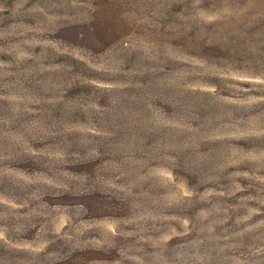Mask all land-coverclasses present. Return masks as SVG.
Segmentation results:
<instances>
[{
  "label": "rangeland",
  "instance_id": "rangeland-1",
  "mask_svg": "<svg viewBox=\"0 0 264 264\" xmlns=\"http://www.w3.org/2000/svg\"><path fill=\"white\" fill-rule=\"evenodd\" d=\"M0 233V264H264V0H0Z\"/></svg>",
  "mask_w": 264,
  "mask_h": 264
},
{
  "label": "clouds",
  "instance_id": "clouds-1",
  "mask_svg": "<svg viewBox=\"0 0 264 264\" xmlns=\"http://www.w3.org/2000/svg\"><path fill=\"white\" fill-rule=\"evenodd\" d=\"M225 12L228 14V15H232L233 13L232 12H230L228 9H225ZM217 17H214V16H208V17H206V19L207 20H209V21H211V20H214V19H216ZM93 32V29H91V28H89L88 30H87V32L86 33H82L81 34V38L82 39H93V37L90 35V33H92ZM97 154H99V153H97ZM185 195L189 198V199H191L192 197H193V195H194V193H192V192H187V193H185ZM3 238V235H2V233H0V239H2Z\"/></svg>",
  "mask_w": 264,
  "mask_h": 264
}]
</instances>
